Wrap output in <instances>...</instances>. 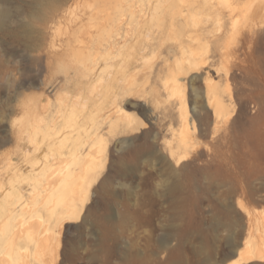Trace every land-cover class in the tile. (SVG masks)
I'll return each instance as SVG.
<instances>
[{"label":"rangeland","instance_id":"374dc122","mask_svg":"<svg viewBox=\"0 0 264 264\" xmlns=\"http://www.w3.org/2000/svg\"><path fill=\"white\" fill-rule=\"evenodd\" d=\"M141 1L0 0V214L15 206L17 221L38 220L20 210L36 194L20 151L30 149L24 126L33 103L46 100L50 120L61 108L74 113L58 145L87 128L96 94L107 97L103 106L113 121L120 109L136 116L130 129L122 122L104 125L98 166L65 189L76 214L52 221L42 208L53 239L39 251L31 246L24 258L14 253L15 264H40L36 256L43 264H221L237 238L264 230V9L257 10L264 0H212L215 12L183 3L193 10L192 40L186 38L184 49L166 24L164 31L142 30L139 46L129 35L127 42H113V50L105 43L98 61L90 55L61 63L59 46L78 17H127L141 10ZM156 1L150 13L157 18L179 8L176 0ZM94 21L85 20L82 30ZM128 28L117 21L111 35L123 40ZM149 39L155 47L142 51ZM128 54L144 55L137 69L123 70ZM95 71L102 80L87 82ZM127 77V93L112 104L113 89ZM174 80L181 84L176 93L169 88ZM219 96L227 105L222 114ZM183 137L191 142L186 154ZM37 189L41 199L45 188Z\"/></svg>","mask_w":264,"mask_h":264},{"label":"bare ground","instance_id":"6f19581e","mask_svg":"<svg viewBox=\"0 0 264 264\" xmlns=\"http://www.w3.org/2000/svg\"><path fill=\"white\" fill-rule=\"evenodd\" d=\"M143 1H141V10H139L137 14L127 17L114 18L110 16H100L99 14H89L87 17H78V23L68 29L67 38L65 40L66 43L63 46H59L62 53L61 56H63L60 58L61 63L63 65L77 64L78 62H82L86 56L90 55H92L93 60L98 61L102 46L105 45V43L110 44V49L113 50L115 47L113 46V42H127L129 40V35H134L132 39L134 42L133 46H139L138 39L144 36L141 34L142 30L156 27L158 30L164 31L166 29V24V26L171 27L175 33H178V35L176 34L180 40L178 46L184 49L186 48L185 44H189L190 42L186 38L192 37L190 33H192L193 30L190 27V23L193 15L190 13H192L193 10L190 8H182V4L194 1L198 5L207 7L214 12L216 10V6L212 3V0H176L179 8L171 16H159L157 18L155 15H152L150 11H152V9H158V7H155L158 1L150 0L148 5ZM131 7V12H134V5ZM261 9H264V4L262 3L257 6L258 11ZM85 20H89L90 22L95 20V24L91 23L90 28L83 31L82 28ZM117 21L126 23L129 26L126 34L127 37L123 40L111 35V31H114V25ZM196 32L203 34L205 30L200 29ZM80 37H82V40H80ZM83 37H85V39ZM110 39H113V41H110ZM261 42H263V40ZM155 44L156 43L151 42L149 39L140 46V49L142 51L150 50L155 47ZM135 47H133V49H135ZM168 50L171 55H174L176 52L175 47H170ZM63 52H66V58ZM130 54H128L124 60L123 70L128 69L132 71L133 69L131 68L133 67L137 69L140 60H142V56H144L141 54V59H138L136 56L131 58ZM97 74H99V72L95 71L87 75V82L91 81L96 84L95 82L101 81L102 79H100V76L96 78ZM211 76L207 77L208 81H210L208 85L210 88H213L214 93L218 95V84L212 82L213 77ZM127 79L128 77L119 80V85L113 89L112 104L118 103L119 97L121 98V96L127 93L128 85L130 84ZM126 82L128 85H126ZM169 88L173 93H176L180 91L181 84L178 83L177 80H174ZM104 96L103 93L95 95L96 113L92 120L87 123V128L80 132V135L75 141L68 143L67 141L69 139L65 138L59 145L57 138L68 126L66 123L72 125V122L75 121L74 113L71 110V113L66 114L61 108L56 112L53 119L50 120L51 114L49 113L48 105L45 103L46 100H41L39 103L32 104L30 118L24 126L27 136L26 144L29 145L30 149L25 147L24 150L22 149L20 151L28 164L26 167V171L29 173L27 176L28 180H36V185H34L36 194L33 195V203L31 206L24 204L20 210H27L30 219L36 217L38 220L32 222L17 221L19 211L17 210L18 207L15 206H8L7 209L0 214V264H15L12 262L14 253L19 252L22 254L20 258H24L25 255H29L31 246L36 247L37 251L43 247H49V241L53 239V231L49 222L43 221L42 215L39 214L42 208L49 211V220L52 221H69L73 218L76 214V209L73 208L74 201L72 198H68V193L65 189L68 187L69 183L75 182L76 177H79L82 173H87L92 167L98 166L100 153L106 146V138L102 133L104 125L108 123V128H112L122 122L123 128L125 129H130L134 126L136 116L124 112L123 109H120L121 115L113 121L109 112H106L108 109L105 110L103 106L105 99H107V97ZM217 110V113L220 114L227 111V105H225V102L220 96L217 100ZM110 119L112 121H110ZM75 124H78V122ZM189 130V124L186 125L185 121L183 133L187 132L188 134ZM190 144L189 138H181V154H186L188 152ZM31 152L33 156L30 155ZM19 171L21 170L16 169L15 173L18 174ZM38 186L44 187L46 192L41 199L38 197ZM74 186L76 187L78 185L74 183ZM18 197H20L19 193ZM13 205H15V203H13ZM257 229H261L259 224ZM38 258L39 256H36L39 263L43 264L41 259ZM221 264H264V230L256 234L250 232L242 241L237 238L234 242L233 251L224 256Z\"/></svg>","mask_w":264,"mask_h":264}]
</instances>
